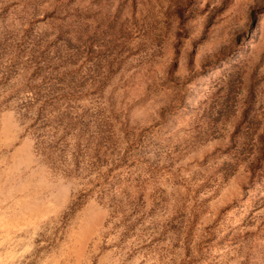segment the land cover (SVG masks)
<instances>
[{"label":"rangeland","instance_id":"374dc122","mask_svg":"<svg viewBox=\"0 0 264 264\" xmlns=\"http://www.w3.org/2000/svg\"><path fill=\"white\" fill-rule=\"evenodd\" d=\"M0 264H264V0H0Z\"/></svg>","mask_w":264,"mask_h":264},{"label":"bare ground","instance_id":"6f19581e","mask_svg":"<svg viewBox=\"0 0 264 264\" xmlns=\"http://www.w3.org/2000/svg\"><path fill=\"white\" fill-rule=\"evenodd\" d=\"M7 127V126H6Z\"/></svg>","mask_w":264,"mask_h":264}]
</instances>
